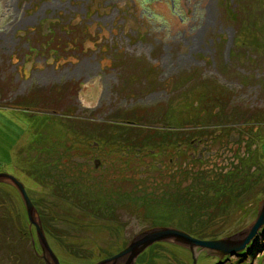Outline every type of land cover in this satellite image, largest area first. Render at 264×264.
I'll return each instance as SVG.
<instances>
[{"label": "flooded vegetation", "instance_id": "obj_1", "mask_svg": "<svg viewBox=\"0 0 264 264\" xmlns=\"http://www.w3.org/2000/svg\"><path fill=\"white\" fill-rule=\"evenodd\" d=\"M251 1L0 0V113L90 120L67 131L85 134L83 153L51 162L57 172L44 177L65 202L83 192L79 214L104 226L127 231L130 215L145 225L155 208L214 214L249 176L241 170L264 135V100L237 113L223 82L239 47L264 54ZM147 224L137 235L168 226Z\"/></svg>", "mask_w": 264, "mask_h": 264}, {"label": "rangeland", "instance_id": "obj_2", "mask_svg": "<svg viewBox=\"0 0 264 264\" xmlns=\"http://www.w3.org/2000/svg\"><path fill=\"white\" fill-rule=\"evenodd\" d=\"M251 2L254 4L251 14L261 17L257 16L256 22L258 28L263 31L264 25L260 27L259 24H263L264 6L259 4L264 3V0ZM165 17L163 14L161 22ZM166 21L168 28L174 26L172 22ZM237 50L240 54L233 59L232 70L224 71L228 72V75L227 73L224 75V88L226 92L230 90L231 95H234L233 103L236 105L235 108H238L237 113L246 109L259 112L260 104L264 100V54L259 56L249 54L248 49L240 47ZM248 72L252 81L244 79L245 73ZM255 78L256 87L253 88L257 90L250 92L249 86L253 84ZM258 85L260 87H257ZM233 87L235 91L232 92ZM74 113H77L76 109L71 107L65 109L66 115H75ZM3 114L0 113V172L10 173L25 184L30 198L44 217L46 223L44 230L62 264H95L101 259L120 253L137 235V229L146 227L147 223L168 225L159 227H173L174 224L178 229L187 232L181 228L180 223L185 222L186 225L187 222H192L193 216L201 217V220L209 219L202 235L207 240H218L248 229L258 218L260 204L264 200V135L257 139L259 149L256 156H251L253 162L250 168L247 167L249 170L246 167L241 170L250 172L249 176L244 178L246 173H243L237 178L240 182L235 192L225 191V196L221 198L222 204L215 207L214 214L210 210L206 215L195 216L193 209L187 211L184 207L179 210L170 208L171 211H168V208H155L160 215L154 214L155 209L150 211L151 215L145 210L147 215L142 219L146 221L145 225L139 226L140 221H134L132 215L127 216L123 221L128 229L121 232L114 223L104 226L106 217L98 216V220H93L90 215L79 214L76 208L77 198H81L78 199L80 203L87 200L83 192L82 195H76L77 197L71 195L70 201L65 202L57 195L58 187L50 177L48 180L44 177L46 171L57 172V167L47 168L51 162L61 163L63 158L71 159L83 153L84 144L81 140H88L82 137L85 134H68L67 131L79 129L77 126L83 127L86 131L90 120L88 123L82 121L83 125H78V121L64 123L63 119L55 121L56 119L45 115L29 116L20 112L12 114L7 112L3 117ZM51 130L62 131V134H47ZM253 171L256 173L252 174ZM82 208L81 211L87 210ZM166 213L171 217H165ZM29 227L28 214L19 192L9 185L0 184V264H14L15 255L23 258L22 264H45L37 255V252L41 254V248L36 231L33 229L31 234ZM256 236L254 243L243 256L227 257L220 262L202 253L198 264H264V225ZM138 264H193V256L183 248L158 244L149 249L143 261L141 259Z\"/></svg>", "mask_w": 264, "mask_h": 264}, {"label": "water", "instance_id": "obj_3", "mask_svg": "<svg viewBox=\"0 0 264 264\" xmlns=\"http://www.w3.org/2000/svg\"><path fill=\"white\" fill-rule=\"evenodd\" d=\"M0 184L15 188L24 203L30 229L35 227L41 254L37 255L45 264H62L54 252L44 230L41 215L30 198L25 184L10 173L0 172ZM264 225V200L260 204L257 220L248 229L230 237L218 240H202L174 227H155L136 235L127 248L111 258L95 264H137L139 258L157 244H171L189 251L193 256V264H198L199 257L205 253L208 257L217 258L222 262L227 257H233L245 252L255 241L259 229Z\"/></svg>", "mask_w": 264, "mask_h": 264}, {"label": "trees", "instance_id": "obj_4", "mask_svg": "<svg viewBox=\"0 0 264 264\" xmlns=\"http://www.w3.org/2000/svg\"><path fill=\"white\" fill-rule=\"evenodd\" d=\"M245 190H248L247 188H245ZM222 204V203H221ZM225 208V207H224ZM193 210H194V214H196L195 216H201V210L203 209V208H196V207H193L192 208ZM199 210V211H198ZM168 211H171L170 209L168 210ZM40 212V211H39ZM40 215L42 216V220H43V215L41 214V212H40ZM165 217H171V215L169 214V213H166L165 214ZM201 217H192V222L190 223V222H187L186 223V225L184 224L185 222H182V223H180V226H181V228H183L184 230H186L187 232H189L190 234H192L193 236H196L197 238H200V239H202V240H207V238L206 237H204L202 234H203V231L205 230V226H206V224L208 223L207 222V220H201L200 219ZM199 219V220H198ZM207 222V223H206ZM189 223V224H188ZM216 238V237H215ZM160 245V244H159ZM171 245V244H170ZM156 246V245H155ZM155 246H153V247H155ZM152 247V248H153ZM247 251H248V248L246 249V251L243 253V254H241V255H239V256H243L244 254H246L247 253ZM144 256H145V254H143L141 257H140V259H139V261H141V259H142V261H143V258H144ZM15 257V261H14V264L15 263H17V264H22L23 263V258L21 257H19L18 255H15L14 256ZM34 258H35V256H34Z\"/></svg>", "mask_w": 264, "mask_h": 264}]
</instances>
